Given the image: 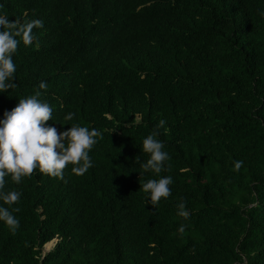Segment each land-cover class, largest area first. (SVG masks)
<instances>
[{"label": "trees", "instance_id": "trees-1", "mask_svg": "<svg viewBox=\"0 0 264 264\" xmlns=\"http://www.w3.org/2000/svg\"><path fill=\"white\" fill-rule=\"evenodd\" d=\"M262 12L264 0H0L9 21H43L13 55L0 119L40 91L58 134L100 133L83 175L5 177L21 195L4 205L19 226L0 222V264H264ZM161 119L170 159L141 183H173L153 207L134 161Z\"/></svg>", "mask_w": 264, "mask_h": 264}, {"label": "clouds", "instance_id": "clouds-1", "mask_svg": "<svg viewBox=\"0 0 264 264\" xmlns=\"http://www.w3.org/2000/svg\"><path fill=\"white\" fill-rule=\"evenodd\" d=\"M261 15H264V12ZM34 27H43V21L33 19L21 23L16 20L9 21L6 16L0 15V94L17 87L13 82L16 72L13 55L21 41L25 46L32 44ZM38 87L45 89L46 82L41 81ZM40 96L41 92L36 91L32 95L19 98L16 106L10 111H5L0 119V222L13 232L19 226V221L12 213L19 209L12 208L10 211L9 207L4 205H14L21 194L4 190L5 177H10L13 182L19 184L22 178L38 170L48 176L62 178L64 169L69 164L72 165V173L83 175L92 167L89 152L100 135L97 129H89L76 123L58 134L55 126L46 124L52 120L53 109L46 101L41 100ZM65 119L72 120L73 114L68 113ZM165 124L166 120H159L153 131L143 138L140 149L147 154V159L140 160L137 157L134 161L143 170L139 172L140 190L146 194V203L153 207L161 198L170 196L169 186L173 183L170 175H162L158 179L148 178L141 183L145 173L159 174L167 168L170 157L164 150V143L157 138L160 135L157 130ZM242 164L243 161L237 160L234 161L233 167L239 171ZM176 208L179 217H189L183 201L179 202ZM184 230L185 225H179L177 231L183 233Z\"/></svg>", "mask_w": 264, "mask_h": 264}, {"label": "rangeland", "instance_id": "rangeland-1", "mask_svg": "<svg viewBox=\"0 0 264 264\" xmlns=\"http://www.w3.org/2000/svg\"><path fill=\"white\" fill-rule=\"evenodd\" d=\"M56 243H57V240L53 241V242L51 243L52 246H51L50 249H48V246L46 245V246L44 247V249H43V255H44V254H47L49 251H51V250L55 247ZM49 244H50V243H49Z\"/></svg>", "mask_w": 264, "mask_h": 264}, {"label": "water", "instance_id": "water-1", "mask_svg": "<svg viewBox=\"0 0 264 264\" xmlns=\"http://www.w3.org/2000/svg\"><path fill=\"white\" fill-rule=\"evenodd\" d=\"M52 242H53V241H52ZM52 242H50V243H52ZM48 244H49V243H48ZM48 244H46V245H48ZM46 245H45V246H46Z\"/></svg>", "mask_w": 264, "mask_h": 264}]
</instances>
